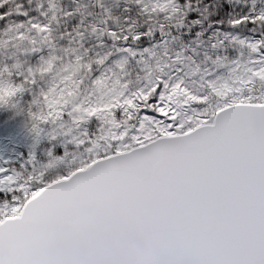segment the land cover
Returning a JSON list of instances; mask_svg holds the SVG:
<instances>
[{"label": "snow or ice", "instance_id": "snow-or-ice-1", "mask_svg": "<svg viewBox=\"0 0 264 264\" xmlns=\"http://www.w3.org/2000/svg\"><path fill=\"white\" fill-rule=\"evenodd\" d=\"M27 3L0 0L26 45L0 51V264H264V0H152L180 45L99 29L102 56L63 47L98 31L78 9L57 48Z\"/></svg>", "mask_w": 264, "mask_h": 264}, {"label": "rangeland", "instance_id": "rangeland-1", "mask_svg": "<svg viewBox=\"0 0 264 264\" xmlns=\"http://www.w3.org/2000/svg\"><path fill=\"white\" fill-rule=\"evenodd\" d=\"M197 0H193L195 4ZM216 4L222 3V0H215ZM104 5V10L99 9L97 6V0H51V9L49 7V0H28V3L25 5L27 12L37 11L36 16H32L33 21L40 22L42 19L50 22L54 26V32L52 38L55 40V46L57 48L62 47V42L60 40V34L63 31H67L70 25V18L65 19L64 13L68 12L71 9H78L83 17L86 18L89 23L95 24L98 31L95 34H88L85 36L83 41L84 47H81V43L77 40L73 44H64L63 47L71 50H78L82 55L87 56L89 52L99 53L101 56L105 53H115L119 47L123 45L112 40L105 39L104 46L99 47L100 36L99 29H104V31L115 30L117 32L125 30L132 25L135 30L142 29L145 26H150L153 31L163 30L168 35L166 39L168 41L169 49L175 48L180 45V37L178 34L174 33L173 26L176 21H168L163 18L160 14L153 15L151 18H148L146 14L142 11L144 7L151 8L152 0H102ZM200 6H204V0H199ZM244 0H234L233 10L239 15L246 9L242 6ZM223 9L221 13L223 14ZM81 17H73L72 20L80 19ZM107 20V24L104 21ZM18 20L16 17H12L9 21L10 24H16ZM164 25V28L161 29L160 26ZM30 27L26 25V28ZM17 29L12 28L6 34L0 32V51L3 52L6 56L18 55L20 48L25 47L21 41H15V45H10L9 41L13 40L15 37ZM79 31V29H75ZM250 31L249 28H244L241 30V35H245ZM257 31H264V28H258ZM173 35L176 36L175 41L173 40ZM65 37V41H67ZM159 39V37H157ZM244 51L247 55V49H240ZM154 52L162 53L164 51V46H161L158 49H153ZM67 58V57H66ZM0 62H2V57H0ZM153 72L158 70L159 63L158 58L154 60L150 65ZM137 66L129 65L128 72L133 74L135 78ZM121 78L124 77L125 73L119 74ZM84 78L87 80L92 79V75L89 73L83 74ZM85 91H87V85H85Z\"/></svg>", "mask_w": 264, "mask_h": 264}, {"label": "trees", "instance_id": "trees-1", "mask_svg": "<svg viewBox=\"0 0 264 264\" xmlns=\"http://www.w3.org/2000/svg\"><path fill=\"white\" fill-rule=\"evenodd\" d=\"M29 13V15L32 17V16H36V13H38L37 11H30V12H28ZM16 19L19 21V20H21L22 18L21 17H16ZM73 19V17H70V20H72ZM150 25V27H151V25L152 24H149Z\"/></svg>", "mask_w": 264, "mask_h": 264}]
</instances>
